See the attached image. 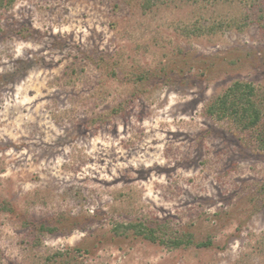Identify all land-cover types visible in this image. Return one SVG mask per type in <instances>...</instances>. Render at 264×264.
Returning a JSON list of instances; mask_svg holds the SVG:
<instances>
[{"label":"rangeland","instance_id":"374dc122","mask_svg":"<svg viewBox=\"0 0 264 264\" xmlns=\"http://www.w3.org/2000/svg\"><path fill=\"white\" fill-rule=\"evenodd\" d=\"M11 1L0 264H264V104L208 112L237 80L264 99V0Z\"/></svg>","mask_w":264,"mask_h":264},{"label":"trees","instance_id":"16d2710c","mask_svg":"<svg viewBox=\"0 0 264 264\" xmlns=\"http://www.w3.org/2000/svg\"><path fill=\"white\" fill-rule=\"evenodd\" d=\"M154 0H145V5H150ZM10 0V4H11ZM4 3L0 2V6ZM258 91L254 84L237 80L224 93L218 95L215 101L208 107V112L216 115L218 118L233 117L237 122L245 127H252L259 124L263 118V111L260 104H264V99H257ZM264 96V94H263ZM262 146L264 145V140ZM118 234L143 236L153 242L160 241L169 247H180L187 243L182 239L167 238L161 239L155 234V229L144 222H130L127 224L119 223L115 226ZM188 243H192L189 240ZM187 243V244H188ZM207 242H199L198 246H206ZM59 254V253H58Z\"/></svg>","mask_w":264,"mask_h":264}]
</instances>
